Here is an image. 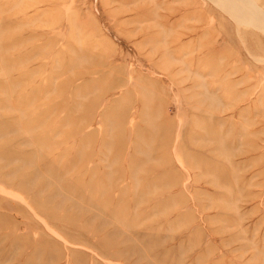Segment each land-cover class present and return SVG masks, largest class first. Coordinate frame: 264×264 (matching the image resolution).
<instances>
[{"label":"rangeland","instance_id":"374dc122","mask_svg":"<svg viewBox=\"0 0 264 264\" xmlns=\"http://www.w3.org/2000/svg\"><path fill=\"white\" fill-rule=\"evenodd\" d=\"M245 19L0 0V264H264V19Z\"/></svg>","mask_w":264,"mask_h":264},{"label":"bare ground","instance_id":"6f19581e","mask_svg":"<svg viewBox=\"0 0 264 264\" xmlns=\"http://www.w3.org/2000/svg\"><path fill=\"white\" fill-rule=\"evenodd\" d=\"M227 9L233 13L238 18H249L253 20H263L264 13H260L261 11L258 5L255 4L254 0H242V4H236L233 0H220ZM258 6V7H257ZM259 9V11H258ZM232 16V15H231ZM249 16V17H248ZM245 19V20H246ZM238 24V23H237Z\"/></svg>","mask_w":264,"mask_h":264}]
</instances>
